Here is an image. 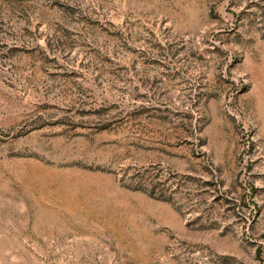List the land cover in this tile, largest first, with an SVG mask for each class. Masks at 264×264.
<instances>
[{"label":"rangeland","instance_id":"1","mask_svg":"<svg viewBox=\"0 0 264 264\" xmlns=\"http://www.w3.org/2000/svg\"><path fill=\"white\" fill-rule=\"evenodd\" d=\"M0 264H264V0H0Z\"/></svg>","mask_w":264,"mask_h":264}]
</instances>
